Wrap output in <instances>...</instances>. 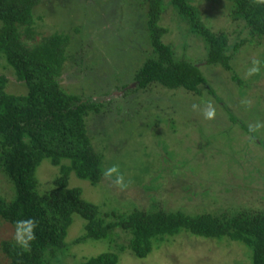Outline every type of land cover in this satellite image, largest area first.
Wrapping results in <instances>:
<instances>
[{
  "label": "rangeland",
  "instance_id": "rangeland-1",
  "mask_svg": "<svg viewBox=\"0 0 264 264\" xmlns=\"http://www.w3.org/2000/svg\"><path fill=\"white\" fill-rule=\"evenodd\" d=\"M196 2L213 30L226 31L230 46L249 36L243 23L230 16L226 0ZM141 9L139 0H42L34 11L41 33L60 30L71 35L69 52L76 58L66 63L61 84L71 93L109 99L104 117H88L92 142L103 155L102 178L93 184L72 173L70 185L98 204L107 221L115 220L114 211L134 209L196 214L264 207V39L233 51L231 47L232 70L209 65L203 39L168 4L160 20L169 28L163 41L177 56L199 63L220 100L203 85L202 95L160 84L134 91L138 70L153 54ZM0 64V73L9 78L7 90L24 92L25 85L4 66V58ZM129 84L132 90L125 94ZM58 173L44 159L36 171L39 189L49 188ZM0 194L13 195L1 172ZM85 223L81 215H73L65 238L69 245L51 259L54 264H83L108 251L119 253V264H252V251L243 242L187 230L168 236L145 257L128 247L131 233L120 227L107 239L74 243L84 234ZM21 236L9 222H0V264H7L2 241Z\"/></svg>",
  "mask_w": 264,
  "mask_h": 264
},
{
  "label": "trees",
  "instance_id": "trees-1",
  "mask_svg": "<svg viewBox=\"0 0 264 264\" xmlns=\"http://www.w3.org/2000/svg\"><path fill=\"white\" fill-rule=\"evenodd\" d=\"M226 1L232 19L241 21L249 33L233 46L224 29L213 30L196 0H139L153 54L138 70V87L133 90L160 84L202 95L203 85L217 96L199 63L177 56L173 46L163 41L169 28L160 20L170 4L188 30L205 42L206 62L232 70L231 47L233 51L240 44L264 39V0ZM41 2L0 0V58L25 85L24 92H9V78L0 73V172L13 188L12 196L0 194V222H9L22 234L17 240L2 241L7 264H54L51 259L69 245L65 238L74 214L86 220L84 234L74 243L107 239L114 227H120L131 233L128 247L145 257L168 236L187 230L202 237L241 241L252 251V264H264V207L196 214L182 209H134L126 214L114 211L115 220L107 221L98 204L83 198L80 187L70 185L72 173L93 184L102 178L103 155L92 142L88 117H104L109 99L71 93L61 84L66 63L76 58L69 52L71 35L60 30L43 34L36 29L34 11ZM233 78L241 81L237 74ZM130 88V84L124 87L125 94ZM44 159L57 166L59 173L49 188L39 189L36 171ZM119 259L118 252L108 251L83 264H119Z\"/></svg>",
  "mask_w": 264,
  "mask_h": 264
},
{
  "label": "clouds",
  "instance_id": "clouds-1",
  "mask_svg": "<svg viewBox=\"0 0 264 264\" xmlns=\"http://www.w3.org/2000/svg\"><path fill=\"white\" fill-rule=\"evenodd\" d=\"M206 115L210 117V116L212 115V112H211V111H208V112L206 113ZM31 238H32V235L29 234L28 239H31ZM22 243H25V244H26V241H22Z\"/></svg>",
  "mask_w": 264,
  "mask_h": 264
}]
</instances>
